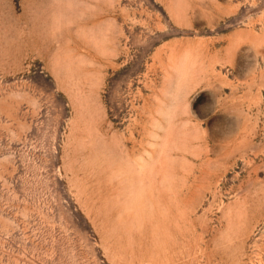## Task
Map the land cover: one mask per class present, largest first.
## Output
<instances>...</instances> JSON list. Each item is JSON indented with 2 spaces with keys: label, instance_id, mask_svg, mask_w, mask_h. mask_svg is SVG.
Listing matches in <instances>:
<instances>
[{
  "label": "rangeland",
  "instance_id": "374dc122",
  "mask_svg": "<svg viewBox=\"0 0 264 264\" xmlns=\"http://www.w3.org/2000/svg\"><path fill=\"white\" fill-rule=\"evenodd\" d=\"M0 264H264V0H0Z\"/></svg>",
  "mask_w": 264,
  "mask_h": 264
}]
</instances>
